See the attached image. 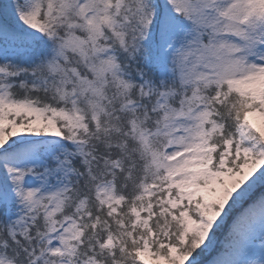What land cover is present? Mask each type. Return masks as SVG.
I'll list each match as a JSON object with an SVG mask.
<instances>
[{
  "label": "snow or ice",
  "instance_id": "6c2138e0",
  "mask_svg": "<svg viewBox=\"0 0 264 264\" xmlns=\"http://www.w3.org/2000/svg\"><path fill=\"white\" fill-rule=\"evenodd\" d=\"M0 264H264V0H0Z\"/></svg>",
  "mask_w": 264,
  "mask_h": 264
}]
</instances>
